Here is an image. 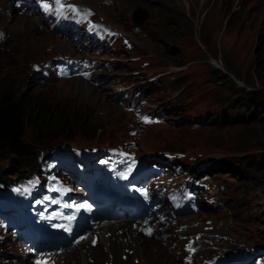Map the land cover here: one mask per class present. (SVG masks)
Wrapping results in <instances>:
<instances>
[{
  "label": "rangeland",
  "instance_id": "rangeland-1",
  "mask_svg": "<svg viewBox=\"0 0 264 264\" xmlns=\"http://www.w3.org/2000/svg\"><path fill=\"white\" fill-rule=\"evenodd\" d=\"M73 1L118 31L108 48H97L94 40V47L80 52L81 61L98 76L95 84L81 77L41 80L33 62L77 56V50L43 26L40 17L22 15L14 3L0 0V7L5 4L0 26L6 27L0 28L6 33L0 39V97L6 94L27 107L48 111L52 120L50 129L40 133L28 126L25 140L37 149L58 142L112 145L111 152L129 161L150 162L165 153L183 152L180 163L188 171L205 163V172L224 187L216 196L222 201L218 206L209 204L199 214L180 215V220L204 216L220 224L217 219H223L226 234L239 240L238 248H264V103L259 102L264 98V0ZM138 8L149 11L141 26L133 22ZM67 11L75 21H83V12ZM83 27L107 41L98 26ZM134 90L145 97L144 109L163 114L162 123L140 126L135 114L120 103L125 92ZM240 103L247 104L242 118L233 107ZM254 109L257 114L252 116ZM95 151L96 159L104 156V150ZM241 162L247 163L245 170ZM24 165V160L3 152L6 177ZM12 231L0 220V264H15L24 254L21 246L13 249ZM142 240L144 258L183 264L178 247L153 237ZM91 248L99 255L106 253L103 242ZM207 255L212 256V250ZM88 261L94 264L95 257ZM123 261L145 264L142 257Z\"/></svg>",
  "mask_w": 264,
  "mask_h": 264
},
{
  "label": "trees",
  "instance_id": "trees-1",
  "mask_svg": "<svg viewBox=\"0 0 264 264\" xmlns=\"http://www.w3.org/2000/svg\"><path fill=\"white\" fill-rule=\"evenodd\" d=\"M260 103H264V98L259 100ZM254 106H257L255 103ZM235 109L239 111V116L242 118V113L246 112L247 104L240 103L233 105ZM251 112L252 116H255L257 112ZM49 112L45 110L35 109L27 107L25 104L17 101L14 97L9 95H3L0 97V184L6 180L13 181L22 176H26L39 168L37 163L38 156L41 155V151H44L49 156V147L37 149L30 142L25 140L26 130L28 126H31L36 132L40 133L43 130L50 129L52 120L48 119ZM264 114L260 115L263 117ZM3 152H9L10 154L25 161V165L22 167L24 170L19 169L14 173L6 177V172L1 169V159ZM241 168L245 170L247 163L241 162Z\"/></svg>",
  "mask_w": 264,
  "mask_h": 264
},
{
  "label": "bare ground",
  "instance_id": "bare-ground-1",
  "mask_svg": "<svg viewBox=\"0 0 264 264\" xmlns=\"http://www.w3.org/2000/svg\"><path fill=\"white\" fill-rule=\"evenodd\" d=\"M5 4L3 7H0V19L5 20ZM37 20L39 23L41 22L38 18H33ZM0 28H6L5 26H0ZM82 79V78H81ZM80 79V80H81ZM180 172L178 170H173L170 177L176 179L180 176ZM81 194L83 191H79ZM141 191H137L136 193H140ZM141 197V195H139ZM119 222L118 220L114 223ZM123 228V225L118 227ZM118 228L115 227H108L107 231H105V235L102 239V242L106 248V253H103L102 255L98 254V252H95L91 246H84L80 249V251L75 250L72 252H67L59 257L58 264H90L88 259L90 257H95L94 264H102V260H104L107 264H123V254H127L128 258L126 261L130 262L135 257H142L144 259L145 264H158L157 262L151 260L150 258H144L143 252L146 248L145 240H142V237H148L144 234H140L137 230L131 228H128L125 230L124 234L120 235L118 234ZM125 228V227H124ZM55 231H64V228L62 226H59L55 229ZM82 238V239H81ZM91 238V237H90ZM90 238H83L80 237L78 241H85L90 240ZM150 238V237H148ZM153 238L159 240L161 242L160 234L156 233ZM31 243H34L33 241H30ZM162 243V242H161ZM157 259V256H156ZM27 258L24 257V261L22 262L25 264H28ZM104 262V263H105Z\"/></svg>",
  "mask_w": 264,
  "mask_h": 264
},
{
  "label": "water",
  "instance_id": "water-1",
  "mask_svg": "<svg viewBox=\"0 0 264 264\" xmlns=\"http://www.w3.org/2000/svg\"><path fill=\"white\" fill-rule=\"evenodd\" d=\"M148 17H149V11L147 9L138 8L134 12L133 22L135 26H141Z\"/></svg>",
  "mask_w": 264,
  "mask_h": 264
}]
</instances>
